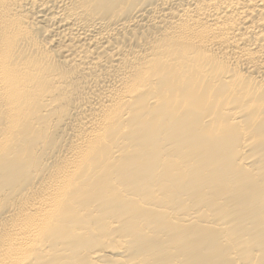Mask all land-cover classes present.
<instances>
[{
	"label": "bare ground",
	"instance_id": "6f19581e",
	"mask_svg": "<svg viewBox=\"0 0 264 264\" xmlns=\"http://www.w3.org/2000/svg\"><path fill=\"white\" fill-rule=\"evenodd\" d=\"M0 264H264V0H0Z\"/></svg>",
	"mask_w": 264,
	"mask_h": 264
}]
</instances>
